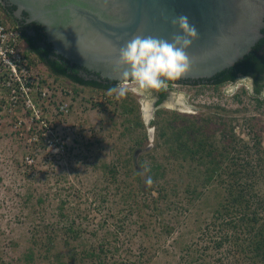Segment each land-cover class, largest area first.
<instances>
[{
  "label": "rangeland",
  "instance_id": "1",
  "mask_svg": "<svg viewBox=\"0 0 264 264\" xmlns=\"http://www.w3.org/2000/svg\"><path fill=\"white\" fill-rule=\"evenodd\" d=\"M23 48L31 68L22 81L29 86L11 90L14 73L0 63V264H55L39 242L51 234V258L59 251L67 259L72 248L107 239L132 264L229 260L225 246L212 248L199 230L211 222L217 194L201 187L205 195L190 198L186 189L194 180L186 173L193 165L168 160L189 151H173L169 143L185 127L207 126L218 145L232 128L245 141L259 135L264 145V90L254 96L249 77L180 84L147 120L153 90L123 81L116 86L126 90L121 96L83 86L54 74ZM172 93L184 103L166 104ZM153 159L166 169L154 191L171 187L168 200L155 201L141 189L151 182ZM73 222L82 231L76 241L65 231Z\"/></svg>",
  "mask_w": 264,
  "mask_h": 264
},
{
  "label": "trees",
  "instance_id": "2",
  "mask_svg": "<svg viewBox=\"0 0 264 264\" xmlns=\"http://www.w3.org/2000/svg\"><path fill=\"white\" fill-rule=\"evenodd\" d=\"M34 35L28 34L20 28L21 35L27 43L29 50L34 52L38 59L46 65L54 74L66 77L73 82L83 86H93L96 89L109 91L116 88L117 83L112 79L98 80L94 76L87 77L80 70L88 74L93 72L86 67L70 63L65 57L56 54L51 43L44 41L40 43L44 35L38 31L42 28L40 24L33 23ZM263 36L253 46L252 50L243 58L239 59L233 66H230L213 77L207 78L211 83L220 85L225 82H235L240 77L253 79L254 96L260 97L264 90V28ZM173 82V81H170ZM161 99L166 96V89L160 90ZM219 130L218 126L214 130ZM193 134L196 139H190ZM221 145L212 141L211 131L207 126L190 128L185 127L179 131L170 141L169 146L173 151L181 149L189 151L188 157H180L173 153L169 157L170 162H178L180 159L190 162L193 166L187 171V175L194 180L186 189L192 199H201L205 195L203 187L212 188L219 198L212 211V219L207 225L200 227L202 237L209 238L212 248L220 250L225 246L224 255L229 260L219 257L217 262L210 264H264V145L261 137L257 135L252 141H245L237 136L234 128L231 133L223 135ZM186 154V155H187ZM148 171L150 181L142 185L143 192H150L155 201L168 200L171 187L161 185L156 189L155 184L166 173V169L158 160L153 159ZM182 166V164H180ZM113 178H116V167L111 171ZM140 176L139 170H136ZM138 177L137 179H139ZM155 194H157L155 196ZM68 240L81 239L82 231L75 226V222L65 229ZM110 232V231H109ZM55 234L41 239L43 256L55 262V264H132L130 259L120 253L119 247H113L111 240H102L89 247L82 246V249L72 248L68 258L58 251L51 258L55 245ZM42 248V247H41ZM110 252V253H109ZM28 258H34V249L28 251ZM209 264V263H208Z\"/></svg>",
  "mask_w": 264,
  "mask_h": 264
},
{
  "label": "water",
  "instance_id": "3",
  "mask_svg": "<svg viewBox=\"0 0 264 264\" xmlns=\"http://www.w3.org/2000/svg\"><path fill=\"white\" fill-rule=\"evenodd\" d=\"M60 6L70 16L58 47L72 63L122 79L117 50L134 35L173 41V20L187 16L199 38L186 50V78H210L233 66L263 36L264 0H85ZM173 94V93H172ZM152 105V109H153ZM152 116V115H151Z\"/></svg>",
  "mask_w": 264,
  "mask_h": 264
},
{
  "label": "clouds",
  "instance_id": "4",
  "mask_svg": "<svg viewBox=\"0 0 264 264\" xmlns=\"http://www.w3.org/2000/svg\"><path fill=\"white\" fill-rule=\"evenodd\" d=\"M173 25H178L183 35L174 36L172 42L136 34L117 50L116 63L123 69L122 79H130L141 91L151 92L167 89L169 81L179 80L189 71L186 50L199 38L198 32L187 16H179ZM109 91L122 96L126 90L117 87Z\"/></svg>",
  "mask_w": 264,
  "mask_h": 264
},
{
  "label": "flooded vegetation",
  "instance_id": "5",
  "mask_svg": "<svg viewBox=\"0 0 264 264\" xmlns=\"http://www.w3.org/2000/svg\"><path fill=\"white\" fill-rule=\"evenodd\" d=\"M66 1L67 3L69 2L79 3L77 2L79 0H0V5L5 13L6 19L10 21L11 23H13L14 25H16L19 28V30L20 28H22L28 34L34 35L36 32L33 29L32 24L35 22L40 24L42 28H39L38 31L41 35L45 36V38H42L40 40V43H43L44 41L51 43L52 48L56 54L62 55L68 61H70V63H72L70 56L66 55V53H64L58 47V44H57V41L61 40L58 37V34L62 30V26L66 25L70 17L66 15V12L64 10L60 9V6L62 4L65 5ZM80 1H85V0H80ZM263 23H264V17H263ZM261 27H264V24ZM80 71L82 74L86 75L87 77L94 76L95 78L101 81H105L104 79H107L106 77H103L100 74L99 75H96L94 73L88 74L84 70H80ZM250 79L252 80V83H253V79L252 78ZM112 80L116 81L117 84L123 82L118 79H112ZM210 81H214V80H208L207 78L182 77L179 80H176L173 82L169 81L168 87L166 89V96L162 100H160L161 99L160 90L158 91L153 90L154 96H155L154 107L161 105L165 101L166 97H168L170 94L169 93L170 90L174 88L175 84L176 85H180L184 83L185 84H188V83L190 84H207V83L213 84ZM177 99L176 97H174L175 101ZM180 99L182 100V97ZM168 101H166V104ZM168 105H171V104H168ZM151 111H152V107L150 108L149 117L146 118L147 120H149L151 117Z\"/></svg>",
  "mask_w": 264,
  "mask_h": 264
},
{
  "label": "built area",
  "instance_id": "6",
  "mask_svg": "<svg viewBox=\"0 0 264 264\" xmlns=\"http://www.w3.org/2000/svg\"><path fill=\"white\" fill-rule=\"evenodd\" d=\"M23 46L27 43L22 38L19 28L6 19L5 13L0 5V63L5 65L10 72L14 73L11 90L19 91L23 83L24 75L29 72L31 62ZM11 83V80H9ZM29 86V85H28ZM178 85H174L177 87Z\"/></svg>",
  "mask_w": 264,
  "mask_h": 264
},
{
  "label": "bare ground",
  "instance_id": "7",
  "mask_svg": "<svg viewBox=\"0 0 264 264\" xmlns=\"http://www.w3.org/2000/svg\"><path fill=\"white\" fill-rule=\"evenodd\" d=\"M178 103H183V101L181 99L178 100H174V95H172V97L170 98V100L167 102V104H171V105H176ZM152 107V106H151ZM150 104L146 105L145 108V112H146V116L149 117V112H150Z\"/></svg>",
  "mask_w": 264,
  "mask_h": 264
}]
</instances>
